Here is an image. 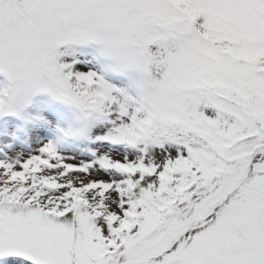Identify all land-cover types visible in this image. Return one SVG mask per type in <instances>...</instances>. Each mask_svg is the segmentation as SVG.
Returning a JSON list of instances; mask_svg holds the SVG:
<instances>
[{
	"label": "snow or ice",
	"instance_id": "snow-or-ice-1",
	"mask_svg": "<svg viewBox=\"0 0 264 264\" xmlns=\"http://www.w3.org/2000/svg\"><path fill=\"white\" fill-rule=\"evenodd\" d=\"M0 264H264V0H0Z\"/></svg>",
	"mask_w": 264,
	"mask_h": 264
}]
</instances>
